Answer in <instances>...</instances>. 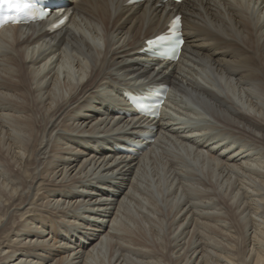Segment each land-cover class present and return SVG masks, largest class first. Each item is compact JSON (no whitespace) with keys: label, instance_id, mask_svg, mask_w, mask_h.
I'll use <instances>...</instances> for the list:
<instances>
[{"label":"bare ground","instance_id":"obj_1","mask_svg":"<svg viewBox=\"0 0 264 264\" xmlns=\"http://www.w3.org/2000/svg\"><path fill=\"white\" fill-rule=\"evenodd\" d=\"M53 1L0 28V264H264V0Z\"/></svg>","mask_w":264,"mask_h":264},{"label":"snow or ice","instance_id":"obj_2","mask_svg":"<svg viewBox=\"0 0 264 264\" xmlns=\"http://www.w3.org/2000/svg\"><path fill=\"white\" fill-rule=\"evenodd\" d=\"M6 2H11V0H6ZM181 25V19L180 17H175L174 22L171 25L173 28L179 27ZM159 39H165V37H159Z\"/></svg>","mask_w":264,"mask_h":264}]
</instances>
